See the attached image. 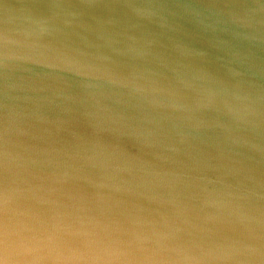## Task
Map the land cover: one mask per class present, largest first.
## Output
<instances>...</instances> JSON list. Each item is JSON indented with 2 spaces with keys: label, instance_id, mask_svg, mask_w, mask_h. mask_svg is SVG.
<instances>
[{
  "label": "water",
  "instance_id": "95a60500",
  "mask_svg": "<svg viewBox=\"0 0 264 264\" xmlns=\"http://www.w3.org/2000/svg\"><path fill=\"white\" fill-rule=\"evenodd\" d=\"M0 264H264V0H0Z\"/></svg>",
  "mask_w": 264,
  "mask_h": 264
}]
</instances>
